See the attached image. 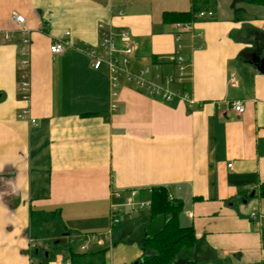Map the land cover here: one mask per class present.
Here are the masks:
<instances>
[{
  "label": "crops",
  "instance_id": "1",
  "mask_svg": "<svg viewBox=\"0 0 264 264\" xmlns=\"http://www.w3.org/2000/svg\"><path fill=\"white\" fill-rule=\"evenodd\" d=\"M233 1L182 33L191 61L182 88L195 100L188 107L143 94L124 77L113 99L106 67L92 69L75 47L53 54L50 45L68 31L78 46H97L100 23L124 28L138 45L130 67L171 75L181 29L163 13L188 11L192 0H0V264H40L49 252L48 264H70L66 246L50 244L44 225L56 223L72 235L71 246L80 244L106 233L114 190L138 188L146 198L149 187L163 185L183 202L179 222L198 238L172 264H264V197L250 195L259 185L229 182L247 172L264 181V73L254 56L260 49L264 57V5L242 1L238 17ZM15 11L32 39L28 101L17 90L18 35L1 40L17 27ZM24 109L36 124L18 117ZM136 212L123 211L128 224L105 244L107 264H140L144 225L163 224Z\"/></svg>",
  "mask_w": 264,
  "mask_h": 264
},
{
  "label": "built area",
  "instance_id": "2",
  "mask_svg": "<svg viewBox=\"0 0 264 264\" xmlns=\"http://www.w3.org/2000/svg\"><path fill=\"white\" fill-rule=\"evenodd\" d=\"M213 10H202L199 12L198 18L200 19H212L214 18ZM11 19L17 24L14 30H8L3 32L2 42H6L12 39H16V35L20 40L18 50V66H19V82L18 88L22 99L30 100L31 97V76H30V56H31V34L30 28L27 27L26 20L22 14L15 11L11 14ZM191 22L178 23L177 27L180 30L176 35V53L174 56L175 71L171 75H164L161 72H156L150 66H144L136 70L130 67L131 57L138 49V45L132 39V35L124 28H114L105 26L100 23L99 30L101 32V39L97 46H83L77 45L75 40L72 39L71 33L66 31L64 36L55 39L50 45V51L53 54L64 53L68 48H77L88 56L90 60L91 68L94 70H101L103 67L107 68L110 83L112 85L111 97L116 99L119 93V86L122 78L126 80L130 87H133L137 91L146 94L153 98H161L165 101H172L174 98H178L184 101L188 107H191L195 100L191 96L189 90L182 88V85L190 77L191 61L184 57L182 54L183 45L180 42L182 33L191 27ZM118 42L122 43V47L118 45ZM230 82L235 84V74H231ZM180 86L181 88H175ZM233 109L242 114L244 113V104L241 101H234L232 103ZM118 102L113 101L112 110H116ZM20 119H27L33 125L37 120L31 117L30 110L24 109L19 114ZM229 167L232 165L229 164ZM169 190V198L173 199V195L168 185H163ZM153 191V187L148 188V197L140 198L139 189H128L124 194L122 190H114L112 192V201L110 205L111 226L114 227L121 223V215L124 210L131 212L135 211H148L153 201L151 200L150 193ZM252 217L257 218V212H252ZM113 230L109 229L106 233H93L92 235L84 236L87 242L80 243V251L86 252L91 249V245L88 244V239L93 241V244L98 246H105L107 242L113 239ZM110 242V243H111ZM30 245L32 248H37L38 242L31 238ZM33 251V250H32ZM33 261V260H32ZM32 264H35L33 261Z\"/></svg>",
  "mask_w": 264,
  "mask_h": 264
},
{
  "label": "trees",
  "instance_id": "3",
  "mask_svg": "<svg viewBox=\"0 0 264 264\" xmlns=\"http://www.w3.org/2000/svg\"><path fill=\"white\" fill-rule=\"evenodd\" d=\"M245 1L250 4L264 5V0H234L232 8L238 17H242L245 8H237V4ZM217 0H192L191 9L185 12L171 11L164 12L166 22L176 21L181 23L199 21L198 15L202 10H211L216 5ZM229 182L239 187H246L251 184L259 185L258 189H253L260 197H264V181L259 183L256 173H233L229 175ZM251 190V191H253ZM250 191V192H251ZM249 194V193H248ZM153 201L148 210V221L163 218V224L157 229H150L144 225L142 237L143 254L139 259L140 264H172L184 250H192L198 243V238L193 226H182L179 222L180 212L183 202L178 199L169 198V190L164 186H153L150 193ZM108 248L95 250L93 254L99 255L102 264H107L105 255ZM86 252L75 254L70 248V264H79L80 257L86 256ZM92 254V253H90ZM89 254V255H90ZM44 256L40 264H48L49 260Z\"/></svg>",
  "mask_w": 264,
  "mask_h": 264
},
{
  "label": "rangeland",
  "instance_id": "4",
  "mask_svg": "<svg viewBox=\"0 0 264 264\" xmlns=\"http://www.w3.org/2000/svg\"><path fill=\"white\" fill-rule=\"evenodd\" d=\"M227 0H217V3L216 5L214 6V9L217 8L218 4H222L223 6H225L227 3ZM244 16V15H242ZM140 212V211H139ZM139 212H136L134 215L135 217H139ZM108 216H109V223H108V229L107 231H109V229H112L113 232H115V235H119L120 233V228L121 226H126L128 224V221L123 218L122 216V219H121V223L119 225H116L114 227L111 226V216H110V210L108 212ZM139 224H136L135 226V232L136 231H139ZM44 229L43 230L47 236L46 237H49L50 240V244L54 243L55 241H58L62 246H66L67 250H68V257H69V253H70V248L73 249V251L75 252V254H78V257L80 256V254H82L79 250H80V244H76L74 243V248L72 245L73 243V238H72V235H70L69 232H67L66 230H62L61 228L58 227V225L56 223H53V222H50V224H47V225H44ZM47 230V231H46ZM106 231V232H107ZM88 244L89 245H92L93 244V241L91 239H88ZM81 242L85 243L87 242V239L86 240H82ZM109 242V241H108ZM107 242V243H108ZM96 246V247H95ZM94 248L90 249V254L89 252L86 254V256L84 257H80L78 262L79 264H102V259L99 257V255H96V254H93L95 250H98V249H102V248H107V247H104V246H98V245H95ZM79 251V252H77ZM57 255H60V258L62 256L61 253H56ZM90 254V255H89Z\"/></svg>",
  "mask_w": 264,
  "mask_h": 264
},
{
  "label": "water",
  "instance_id": "5",
  "mask_svg": "<svg viewBox=\"0 0 264 264\" xmlns=\"http://www.w3.org/2000/svg\"><path fill=\"white\" fill-rule=\"evenodd\" d=\"M255 64L257 66V69H259L261 72L264 73V57L262 55V51L261 50L258 52V59L255 62ZM254 194H255V191H252L250 195L253 197Z\"/></svg>",
  "mask_w": 264,
  "mask_h": 264
},
{
  "label": "flooded vegetation",
  "instance_id": "6",
  "mask_svg": "<svg viewBox=\"0 0 264 264\" xmlns=\"http://www.w3.org/2000/svg\"><path fill=\"white\" fill-rule=\"evenodd\" d=\"M260 51V49H258V52ZM258 52H256L255 54H254V56L256 57V59H258Z\"/></svg>",
  "mask_w": 264,
  "mask_h": 264
}]
</instances>
